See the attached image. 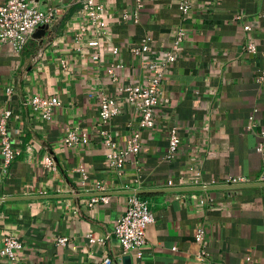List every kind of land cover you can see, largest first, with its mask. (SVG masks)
Instances as JSON below:
<instances>
[{
    "label": "crops",
    "instance_id": "obj_1",
    "mask_svg": "<svg viewBox=\"0 0 264 264\" xmlns=\"http://www.w3.org/2000/svg\"><path fill=\"white\" fill-rule=\"evenodd\" d=\"M28 1L59 13L22 49L0 39V112H12L19 152L4 169L0 149V198L16 199L0 201V248L6 236L23 245L0 264H264V187L194 189L231 176L255 182L262 172L264 0H191L188 15L180 0H100L105 29L83 0ZM145 37L149 50L136 55ZM170 52L158 127L141 130L121 89L146 84L149 61ZM35 96L59 99L51 120L33 111ZM103 96L120 109L104 127ZM173 127L179 149L168 160ZM72 132L87 141L66 146ZM137 132L136 162L110 167L108 153ZM137 179L153 191L141 195L154 217L142 259L124 255L114 234ZM94 196L107 200L90 206Z\"/></svg>",
    "mask_w": 264,
    "mask_h": 264
},
{
    "label": "built area",
    "instance_id": "obj_2",
    "mask_svg": "<svg viewBox=\"0 0 264 264\" xmlns=\"http://www.w3.org/2000/svg\"><path fill=\"white\" fill-rule=\"evenodd\" d=\"M180 10L184 15H188L191 9V0H180ZM83 8L87 12L93 26L98 29H105L106 23L102 19L103 7L100 0H83ZM59 13L58 10H42L35 7L28 0H7L0 3V39L3 42L13 44L18 49H22L34 36V34L46 25H49ZM249 30V27H245ZM182 34V33H180ZM95 44V43H91ZM150 38L145 37L138 48H134L136 55L149 50ZM249 52L256 51L254 45L248 46ZM173 52L167 53L162 58H155L149 61L147 68L149 79L146 84L127 86L121 89L124 99L129 103L139 118V127L141 130H155L158 127V109L161 104L165 84V74L169 65L175 60ZM30 106L33 111L39 113L42 120H51L55 110L61 105L59 99L51 97H32ZM120 112L117 100L109 97H101L99 104L100 125L106 126ZM12 117L11 111L0 112V149L3 155V168H9L19 152L13 146V137L9 129V121ZM252 120V118H251ZM106 135V131H104ZM169 148L166 158L172 160L175 158L179 149L178 129L173 127L169 130ZM80 141H87V135L78 132L69 133L63 140L66 146H72ZM105 144L112 145L110 138H107ZM141 135L139 132L134 133L127 140L126 144L119 149L110 151L107 155L109 166L122 172L124 167L132 162H136V157L141 152ZM256 151L262 158V172L257 181L252 182L242 176H231L223 185L238 186L249 183H264V133L261 134V140L256 146ZM139 179L135 181L132 188L128 191H138L141 189ZM194 186H207L196 184ZM172 181H168L164 188H174ZM100 186L96 187L97 192L102 191ZM235 190V189H234ZM105 196H94L90 206H94L99 201H106ZM153 212L149 202L139 195H129L127 206L124 212L119 216L114 234L119 241L124 255L142 259L147 246V229L153 222ZM204 233L200 231L197 236L199 243L203 240ZM59 242L65 243L66 239H60ZM23 248L22 243L16 238L6 236L3 239V245L0 248V256L15 261L17 252ZM104 264H111L108 259Z\"/></svg>",
    "mask_w": 264,
    "mask_h": 264
},
{
    "label": "water",
    "instance_id": "obj_3",
    "mask_svg": "<svg viewBox=\"0 0 264 264\" xmlns=\"http://www.w3.org/2000/svg\"><path fill=\"white\" fill-rule=\"evenodd\" d=\"M49 29V26L46 25L44 27H41L36 34L34 35V37L36 38H41L43 35H45L46 31ZM253 187H264V183H249V184H243V185H238V186H232V185H221V186H199V187H195L194 189L196 190H210L213 188H220V189H244V188H253ZM182 190V189H180ZM148 192H153V191H146V190H138V191H129L128 194L132 195H144L147 194ZM103 195V194H102ZM34 199H49L51 197H33ZM33 198H29V199H33ZM11 200H16V199H7V198H0V201H11ZM130 257H125L124 261L125 263L129 264L130 262Z\"/></svg>",
    "mask_w": 264,
    "mask_h": 264
},
{
    "label": "trees",
    "instance_id": "obj_4",
    "mask_svg": "<svg viewBox=\"0 0 264 264\" xmlns=\"http://www.w3.org/2000/svg\"><path fill=\"white\" fill-rule=\"evenodd\" d=\"M139 196H141V195H139ZM142 198H144V196H141Z\"/></svg>",
    "mask_w": 264,
    "mask_h": 264
}]
</instances>
